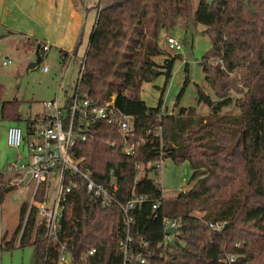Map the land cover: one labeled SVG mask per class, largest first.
<instances>
[{
	"label": "trees",
	"instance_id": "obj_1",
	"mask_svg": "<svg viewBox=\"0 0 264 264\" xmlns=\"http://www.w3.org/2000/svg\"><path fill=\"white\" fill-rule=\"evenodd\" d=\"M178 18L202 24L210 38L201 61L214 95L206 97V115L196 114L194 107L178 113L162 108L179 55H170L160 41ZM83 53L81 87L100 103L112 99L131 116L123 134L116 125L97 121L69 149L73 159L82 158L80 168L93 181L116 183L114 197L121 204L144 197L140 208L128 211L132 257L125 264H141L138 253L146 260L142 264H264V0L210 5L198 0L195 7L191 0H99ZM156 56H164L163 61L156 62ZM160 75L165 82L158 106L147 108L141 87ZM187 82L186 77L178 98ZM2 94L0 85V119L19 121L20 100H3ZM224 107L236 112L222 113ZM30 133L27 127L25 140ZM140 138L132 154L122 152V146ZM165 158L186 161L192 171L191 187L171 197H163L159 180L148 177L149 170L158 171L155 162ZM8 179L0 172V183ZM6 189L0 187L1 202ZM43 194L41 186L35 201ZM164 219L177 227L169 241ZM61 227L59 239L73 255L95 248L84 264H122L124 214L113 203L102 206L84 185L68 194ZM43 232L36 206L25 199L18 225L10 236L4 231L0 250L31 247L36 264H56V243L47 247Z\"/></svg>",
	"mask_w": 264,
	"mask_h": 264
},
{
	"label": "built area",
	"instance_id": "obj_2",
	"mask_svg": "<svg viewBox=\"0 0 264 264\" xmlns=\"http://www.w3.org/2000/svg\"><path fill=\"white\" fill-rule=\"evenodd\" d=\"M167 51H178L181 44L170 35L165 36ZM48 45H43L46 50ZM74 56L72 50L61 56V64L65 69L67 63ZM84 53L77 58V73L71 86V91L62 103L55 96L51 100L43 103L44 109L41 114L29 124L31 133L25 140L21 128L17 125H9L6 129V145L13 149H19L23 143L26 145V161H10L6 164L4 173L9 175V179L0 183V187H16L29 192V203L34 204L38 211V218L43 226V237L48 247L51 243H56L57 258L56 264H84L87 257L95 252L94 247L83 250L78 254L68 249L65 242L60 241L61 220L65 212V204L70 194L79 185H84L87 193L99 202L102 206L115 204L124 214V225L126 233L119 245L123 260L132 257L128 247L130 237L128 235L129 223L131 221L128 211L133 208H140L143 196L134 197L124 205L114 197L116 183L111 182L108 186L93 181L89 175L80 168L82 158L73 159L69 154V149L76 140H84L88 136V130L95 122L101 121L106 124L116 125L123 134L131 125V116L123 114L113 103L112 99L100 103L88 96L81 87L80 81L84 66ZM42 71L48 69L46 64H42ZM140 138L129 144L122 146V152L132 154L135 144L142 142ZM115 141H110L113 146ZM151 163H147L150 166ZM158 169L156 175L160 179L162 161L155 162ZM43 186V197L35 201V196L40 187ZM157 204L152 205L156 208ZM2 213V202L0 201V216ZM165 227H175L176 223L164 219ZM3 228L0 221V242ZM170 240V235H165V241ZM139 263L146 260L142 254H136ZM231 261L232 258H229Z\"/></svg>",
	"mask_w": 264,
	"mask_h": 264
},
{
	"label": "rangeland",
	"instance_id": "obj_3",
	"mask_svg": "<svg viewBox=\"0 0 264 264\" xmlns=\"http://www.w3.org/2000/svg\"><path fill=\"white\" fill-rule=\"evenodd\" d=\"M98 0H95L97 3ZM198 0H191L193 7ZM87 12L94 14V9L87 6ZM205 27L199 23L186 24L183 18H178L175 27L169 32V35L175 38L181 44L178 51H168L170 55L178 54L179 57L174 60L171 77L168 80L162 99V108H167L173 113H178L182 108L194 107L195 113L206 115L209 113V107L206 97L214 99V95L208 87L202 71V57L210 47V38L205 33ZM165 36L162 35L160 45L166 49ZM82 54L81 50L78 56ZM56 49H51L48 56L42 62L36 61L33 56H24L17 52L0 53V84L3 86L2 99H12L16 97L20 100L18 107V116L21 128L24 126V120L42 109V101H47L55 97V91L58 83L60 88L57 93V99L62 103L64 90L71 91V86L75 78V72L78 69L77 64L71 61L68 68L61 69L58 64ZM164 56H156L154 60L158 63L163 61ZM7 60H9L7 62ZM2 61H6L3 65ZM42 64H46L48 69L42 71ZM187 65V71L185 70ZM63 73V74H62ZM61 75L63 76L61 79ZM188 82L184 86L182 94L179 96L185 78ZM61 79V80H60ZM165 82L164 75H160L151 82L143 83L140 90V97L145 102L147 108H156L160 100V93ZM69 87V88H68ZM178 98V99H177ZM222 113H233L236 109L224 107ZM8 122L0 120V161L12 159L13 150L5 145L4 135H6V125ZM8 147V148H7ZM138 176L143 175V169H139ZM160 179L151 170L148 171V177L157 181L163 197H171L175 194L187 190L192 182H188L191 177V169L186 161L180 164L173 163L169 158L162 160ZM3 213L0 221L3 230L6 229L10 236L18 225V214L23 198L18 188L11 189L4 193ZM5 231V230H4ZM31 247L14 248L12 250H0V264H28Z\"/></svg>",
	"mask_w": 264,
	"mask_h": 264
},
{
	"label": "crops",
	"instance_id": "obj_4",
	"mask_svg": "<svg viewBox=\"0 0 264 264\" xmlns=\"http://www.w3.org/2000/svg\"><path fill=\"white\" fill-rule=\"evenodd\" d=\"M88 4L90 8L94 9V14L87 12ZM98 4L99 0L97 3H95V0H0V53H5L6 55L9 50H12V52L15 51L24 56L31 55L34 59L36 57V61L42 62L51 49H56L58 64L62 69L61 52L74 50V56L67 63L66 68H63L66 70L72 60L74 64H77L79 50L83 53L87 47L89 35L95 22ZM45 44L48 45V48L43 50L42 47ZM5 63L6 61L1 62L3 65ZM62 77L61 75V79ZM59 88L60 83H58L54 93L56 97ZM68 94V89H65L63 101ZM45 101H42V103ZM43 109L44 106H42L40 111L26 118L23 128L18 124L20 122L19 119V122H8L5 129L9 125H17L25 136L27 127L29 128V123L26 122L32 123ZM3 141H5V137ZM9 149L13 150L14 157L0 161L1 173H4L3 170L8 162L19 160V156L21 161H26L27 149L24 143L19 149L10 147ZM7 188L6 192H9L11 189L10 187ZM19 190L23 198L27 196L29 198L28 190ZM3 210L2 202V213ZM4 230L7 232L6 229Z\"/></svg>",
	"mask_w": 264,
	"mask_h": 264
},
{
	"label": "water",
	"instance_id": "obj_5",
	"mask_svg": "<svg viewBox=\"0 0 264 264\" xmlns=\"http://www.w3.org/2000/svg\"><path fill=\"white\" fill-rule=\"evenodd\" d=\"M205 1L208 5H210L214 0H205ZM245 3L247 4V2H245ZM175 231H177V227H168L165 229V234L168 235L170 233H174ZM35 253H36V251L33 249L31 254H30L28 264H36Z\"/></svg>",
	"mask_w": 264,
	"mask_h": 264
}]
</instances>
